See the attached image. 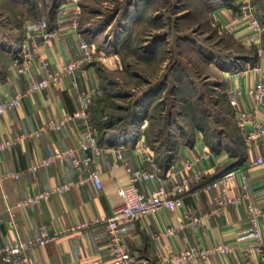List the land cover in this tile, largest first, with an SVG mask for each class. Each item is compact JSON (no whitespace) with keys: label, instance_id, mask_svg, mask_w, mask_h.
<instances>
[{"label":"crops","instance_id":"obj_1","mask_svg":"<svg viewBox=\"0 0 264 264\" xmlns=\"http://www.w3.org/2000/svg\"><path fill=\"white\" fill-rule=\"evenodd\" d=\"M56 7L49 26L58 31V37L44 44L38 41V47L34 51L30 36L38 30V24L28 23L26 33L20 36L32 57L26 72L18 73L12 66L13 59L23 61L22 47L18 56H11V47L14 44L10 47V55L0 56V101L41 79L40 60L45 59L51 69L58 70L70 59L77 57L81 33L71 23L75 10L74 0L61 1ZM236 9L235 5L220 6L214 13L227 24L235 16ZM60 17L62 18L59 19ZM242 31L243 28L234 31L236 40L240 39ZM260 63L263 62L260 60L255 65ZM244 65H248L247 61H244ZM241 67L237 64L228 65V70L222 71L220 75L221 82L226 90L242 92L238 98L240 109H256L257 117H260L262 110L257 107L256 100L246 93L257 85L258 74L253 68ZM97 76L94 65L89 63L81 72L77 71L45 90L29 95L19 107L0 115V140L12 141L19 135L36 130L46 121L59 120L63 115H73L85 107L90 110L98 93ZM193 135L192 140L170 146L166 169L160 167L156 160L158 157L147 146L160 168V176L159 180L139 184L144 195L150 194L162 184L171 190L186 176L191 178L190 186L182 195L183 205L178 210L162 208L139 220L123 224V241L135 255L136 264H261V256L257 251H252L247 257L245 255L250 241L246 230L247 200L240 204H227L217 213L214 210L217 207L215 197L220 193L237 196L247 192L249 199L262 209L260 231L264 238V167L251 165L262 149L246 147L241 140V150L245 157L231 170L235 172L234 176L228 179L227 185L207 189L206 185L220 178L218 176L228 166L235 164L238 158L225 149L226 145L222 141L220 148L213 151L207 146L201 131H195ZM135 136L134 139L128 136L98 144L94 136L87 135L84 125L70 120L62 129L19 140L3 151L0 154V171L23 173L18 179L4 180L0 186V248L31 238L44 228L53 239L44 246L26 251L31 264H108V235L102 221L111 214L115 206L122 203L118 192L129 183V169L144 164L141 144L147 143L140 134ZM80 141L95 143L100 152L82 150L79 148ZM65 149L73 150L82 164V172L78 173L74 169L70 158L63 162L55 160L36 171H27L31 165ZM117 154L122 155L120 160ZM203 154H208L209 157L200 159L193 170L187 171L184 168L185 162L193 161ZM88 170L99 173L102 188L84 180L80 186L61 195H52L47 201L30 206L18 204L33 194L66 181L86 179ZM197 171H201L199 178L195 177ZM195 216L201 217L200 225L192 223ZM169 226L175 229L174 235L164 236L159 242L151 239L152 233H161ZM217 244H225L232 251L229 254L198 257L192 263H172L164 260L170 249L178 251L196 245L212 248ZM0 264L9 263L0 255Z\"/></svg>","mask_w":264,"mask_h":264},{"label":"rangeland","instance_id":"obj_2","mask_svg":"<svg viewBox=\"0 0 264 264\" xmlns=\"http://www.w3.org/2000/svg\"><path fill=\"white\" fill-rule=\"evenodd\" d=\"M61 1L0 0V56L10 55L12 44L11 56H18L27 24L50 25ZM251 3L264 21V0ZM75 5L98 75L89 110L98 144L138 133L158 155L161 143L186 142L204 130L206 144L220 139L241 150L220 75L228 65L247 67L244 61L256 57L264 64V33L256 47L235 39L237 29L230 31V22L214 13L220 6L236 7L234 0H79Z\"/></svg>","mask_w":264,"mask_h":264},{"label":"built area","instance_id":"obj_3","mask_svg":"<svg viewBox=\"0 0 264 264\" xmlns=\"http://www.w3.org/2000/svg\"><path fill=\"white\" fill-rule=\"evenodd\" d=\"M79 0H74V4H77ZM237 7L235 16L230 21L227 28L230 31L235 29L243 28L240 33V40L246 47H256L260 45V42L264 33V21L260 19L256 10L251 3V0H234ZM81 14L80 8L75 5L73 17L71 23L73 27L78 29L79 17ZM60 17L59 19H61ZM38 30L30 36L32 41V50H36L39 42L48 43L51 39L58 37V31L56 29H50L49 25L45 20L38 21ZM39 41V42H38ZM22 57L23 61L18 59L12 60V66H14L18 73H24L27 71V65L31 61V56L28 52V47L25 43L22 44ZM263 57V56H262ZM93 59L92 48L89 41L80 37L79 39V50L77 57L70 59L68 62L63 64L60 69L53 70L50 64L44 59L39 61V70L42 73L41 79L33 81L21 91L7 95L5 99L0 101V115L7 113L13 108H17L21 105L22 101L29 97V95L45 90V88L56 84L61 81L62 78L75 74L77 71L81 72L83 67L91 63ZM253 70L258 74L257 85L249 89L246 93L252 96L257 102V107L262 110L260 117H257V110L253 109L250 111L240 109L238 98L242 92L234 89L226 90V97L230 107L232 117L235 119V124L238 133L242 137L243 143L246 147H260L262 150L259 155L254 158L251 162L253 166L264 167V68L263 63L257 64L253 67ZM80 122L85 126L87 135L93 137V129L90 121L89 110L85 107L73 115H63L59 120L46 121L42 126L29 134H22L11 140H0V154L7 148L13 146L19 140H26L29 137H39L40 135L49 132L51 130H59L66 124L67 121ZM139 143V142H138ZM79 148L82 150H92L93 152L99 153L97 145L93 142L80 141ZM141 151L144 153V164L140 167L129 169V183L127 186H123L119 189V196L121 198V204L115 206L111 214L106 217L102 224L104 226L106 235H108L107 251L110 257L108 264H136V257L132 251H129L121 235V227L123 224L141 219L147 214L155 213L162 208L170 211L178 210L183 205L182 195L186 192L190 186V177H184L180 182L176 183L171 190H168L164 184L159 186L157 189L152 191L150 194L144 195L139 188L140 183L147 181L159 180L160 168L153 155L148 151L147 145L142 142ZM209 157L208 154H203L201 157L194 158L193 161L185 162L184 168L187 171H191L197 166L200 159ZM66 158H70L74 169L78 173L82 172V164L80 160L76 158L73 150L65 149L61 152H57L52 156L38 161L31 165L27 171H36L39 168L47 167L52 162L59 161L63 162ZM117 158H122L121 154H117ZM87 164V163H86ZM23 172H1L0 171V186L4 180H14L21 177ZM234 171H229L222 177L211 181L210 184L206 185L207 189L211 187L217 188L222 185H227L228 179L234 176ZM201 171L195 173V177L199 178ZM84 180H89L94 183L98 188H102L100 175L97 171L88 170L86 179L78 178L77 180H69L61 185L54 186L45 191L31 195L30 197L18 202L21 206H30L42 201H47L52 195H61L72 188L80 186ZM217 213L221 208L227 204H240L244 200L246 208V230L249 233L250 241L247 245L248 250L245 251L246 257L252 252L257 251L261 256V264L264 263V238L262 231H260V221L263 216L261 207L253 203L249 199L247 192H244L237 196H229L224 192L220 193L215 197ZM192 223L200 225L201 217L195 216L192 218ZM98 222H101L98 220ZM175 229L172 226L167 227L161 233H152L151 239L154 241H161L164 236H172L175 233ZM53 238L48 235L44 228H41L37 235L32 236L24 240H19L14 243L4 245L0 248V255L9 264H31L26 251L33 247L44 246L48 244ZM232 248L225 244H217L212 248H203L200 245L196 247H190L180 249L178 251L170 249L167 257L164 260L172 263L188 262L192 263L196 258H206L215 254H229Z\"/></svg>","mask_w":264,"mask_h":264},{"label":"trees","instance_id":"obj_4","mask_svg":"<svg viewBox=\"0 0 264 264\" xmlns=\"http://www.w3.org/2000/svg\"><path fill=\"white\" fill-rule=\"evenodd\" d=\"M54 15V13H53ZM53 18V16H52ZM247 63H248V67L250 68H253L255 67L256 63H258V57H256L255 60H252V59H249V60H246ZM92 106V104H91ZM202 132L204 133V130H202ZM220 145H221V140H217L216 144L214 143L212 146L211 144L207 146L209 147V149L213 150V151H216L220 148ZM148 146V145H147ZM149 147V146H148ZM237 147V146H236ZM236 147H231L230 144H227L225 146V149L227 148V150H229L230 154L234 155V156H237L238 158V161L235 162V164H232L230 166L227 167L226 170H224L218 177H222L223 175L227 174V172L233 170L237 164H239L240 162L243 161V158L245 157V153H243L244 151L243 150H239V149H236ZM149 149L153 152V149L151 147H149ZM170 144H162L161 143V146H160V150L158 151L159 154L156 155L158 158L156 159L160 165V167H162L163 169H166L167 166H168V161H169V158H170ZM155 155V153H154ZM161 155V156H160Z\"/></svg>","mask_w":264,"mask_h":264}]
</instances>
